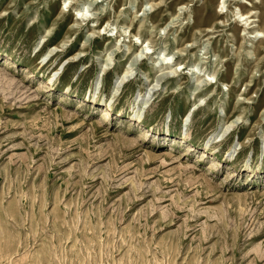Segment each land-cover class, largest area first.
<instances>
[{
  "label": "rangeland",
  "instance_id": "rangeland-1",
  "mask_svg": "<svg viewBox=\"0 0 264 264\" xmlns=\"http://www.w3.org/2000/svg\"><path fill=\"white\" fill-rule=\"evenodd\" d=\"M222 1L0 0V264H264V0Z\"/></svg>",
  "mask_w": 264,
  "mask_h": 264
},
{
  "label": "bare ground",
  "instance_id": "bare-ground-1",
  "mask_svg": "<svg viewBox=\"0 0 264 264\" xmlns=\"http://www.w3.org/2000/svg\"><path fill=\"white\" fill-rule=\"evenodd\" d=\"M253 1H255V0H253ZM222 2H224V0L222 1ZM245 3H247V4H249V5H251V6H253V3L252 2H250V3H248L247 1L245 2ZM84 15V14H83ZM252 17V15H247V14H244V13H242L241 14V16H240V18H241V20L240 21H243V20H246V22H245V24H247V22L249 23V21H251L250 20V18ZM252 21H254V20H252ZM250 24V23H249ZM261 34H258V36H260ZM255 36V35H254ZM262 36V35H261ZM142 53H149V52H146L145 51V49H143L142 50ZM163 61L164 62H162L163 64L166 62V63H169L170 61H167V58H166V56L163 58ZM182 68H184V66L182 65V64H180V69H182ZM177 70V69H176ZM59 72V71H58ZM58 72H56V73H54L52 76H51V78L49 79V82H48V84H51V89H53V87H54V84H55V82H56V79H57V73ZM128 75H123V76H121L120 78H122V80H124L126 77H127ZM121 80V81H122ZM207 80V79H206ZM119 81V80H118ZM66 92L67 91H69V87H67L66 89ZM89 99H88V98ZM85 100H92V96H85V99H81L80 100V103H84L85 102ZM145 104H147V101H146V103ZM111 108H112V106L111 105H109L107 108H105V109H103V115H102V117L104 118V119H106V118H108L109 116H111L112 115V112H111ZM131 117H132V119H136L137 118V120H140L141 121V119H142V115L140 114V113H138V114H131ZM227 129V128H226ZM225 132H226V130H224V133H223V135L225 134ZM163 139L164 140H166V143L167 142H173V140L175 141V143H176V140H177V138H175V137H168V136H164L163 137ZM223 140V137L221 138V139H218L217 141H212L211 139H209L207 142H206V148H208L212 143H214V142H220V141H222ZM189 150H192L191 148H189ZM229 155H231V152H230V154ZM204 156H206V154H204Z\"/></svg>",
  "mask_w": 264,
  "mask_h": 264
}]
</instances>
